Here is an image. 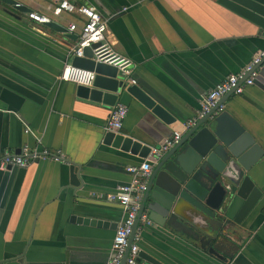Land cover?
<instances>
[{
  "label": "crops",
  "instance_id": "obj_1",
  "mask_svg": "<svg viewBox=\"0 0 264 264\" xmlns=\"http://www.w3.org/2000/svg\"><path fill=\"white\" fill-rule=\"evenodd\" d=\"M51 1H0V157L27 145L61 150L67 161L17 168L0 216V264H106L123 215L107 195L131 180L126 167L149 152L139 157L103 143L112 107L127 106L119 132L150 150L174 131L184 132L203 92L264 49V34L217 0H71L107 18L106 38L132 60V78L170 114L166 123L131 96L118 95L110 106L78 97L75 83L59 79L76 40L67 26H79L81 17L63 13L53 27L29 20V11L49 14ZM222 104L263 152L250 174L261 199L240 224L226 219L205 248L144 212L150 224L140 234L139 252L160 264H264V61L256 82ZM71 163L79 168L78 185L70 183Z\"/></svg>",
  "mask_w": 264,
  "mask_h": 264
},
{
  "label": "water",
  "instance_id": "obj_2",
  "mask_svg": "<svg viewBox=\"0 0 264 264\" xmlns=\"http://www.w3.org/2000/svg\"><path fill=\"white\" fill-rule=\"evenodd\" d=\"M217 1L256 23L264 34V0ZM47 25L53 27L55 24L50 22ZM92 47H85L83 57H73L71 62L74 66L96 73L91 86L76 84L78 97L102 100L113 106L118 95L131 96L152 109L164 122H171L166 109L136 84L122 78L116 67L94 62L91 58ZM102 141L139 157H145L149 151L148 146L119 131L106 130ZM262 153L258 144L228 111L199 119L152 165L133 232L140 222V215L145 212L159 227L189 235L205 248L218 237V228L226 219L240 224L260 201L261 190L250 174ZM78 170L77 165H69L70 183L73 185L79 184ZM16 171L17 167L12 165L0 170V216L15 181ZM74 219L105 225L100 220L82 216H75ZM130 243L131 238L128 245ZM141 259L160 264L139 252L137 261Z\"/></svg>",
  "mask_w": 264,
  "mask_h": 264
},
{
  "label": "built area",
  "instance_id": "obj_3",
  "mask_svg": "<svg viewBox=\"0 0 264 264\" xmlns=\"http://www.w3.org/2000/svg\"><path fill=\"white\" fill-rule=\"evenodd\" d=\"M19 7V3L14 4ZM49 14L37 11L26 13L29 20L48 24L54 21V17H59L63 13L76 14L81 17V24L70 22L67 26L69 33H76V40L70 54L73 57H83V49L92 47V60L116 67L118 73L128 83L136 84L132 78V60L117 53L111 43L106 38L107 18H104L95 7L87 4H77L71 0H52L47 7ZM264 57V49L257 52L253 58L241 70L230 73L223 80L215 84L212 88L203 92L200 108L196 115L184 124L183 131L193 126L199 119L210 115L213 117L224 109L220 103L226 95L241 94L245 87L253 85L259 77V65ZM96 73L93 70L65 64L62 68L59 79L70 81L75 84L91 86ZM214 109L216 111L212 112ZM212 112V113H211ZM127 115V106L123 102H118L110 110L105 128L110 131H120L123 121ZM25 133L30 129L26 128ZM182 132L174 131L165 138L161 144L150 148L147 157L138 164H131L126 167V171L131 175V180L126 184L117 185L114 191L107 195V199L122 208V219L117 225L112 242L110 255L106 264H136L139 255L138 242L144 226L150 224L146 214L140 215V223L133 232V225L138 215L142 193L147 185V178L152 168V159L160 158L171 146L181 137ZM51 160L55 162H67L61 150L51 151L42 149L37 151L24 145L20 152L12 154L4 152L0 157V170H4L7 165L25 168L34 161ZM131 243L128 245L129 239Z\"/></svg>",
  "mask_w": 264,
  "mask_h": 264
}]
</instances>
